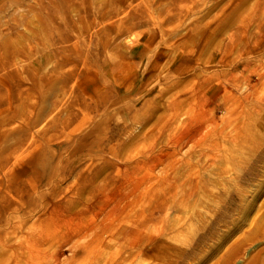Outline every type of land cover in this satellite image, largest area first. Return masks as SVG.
<instances>
[{"label": "rangeland", "instance_id": "obj_1", "mask_svg": "<svg viewBox=\"0 0 264 264\" xmlns=\"http://www.w3.org/2000/svg\"><path fill=\"white\" fill-rule=\"evenodd\" d=\"M244 24L264 30V0H0V236L46 238L44 264L56 256L57 264H90L93 254L102 264L136 229L166 227L168 246L161 237L157 251L143 243L146 254L121 264H264V161L251 178L239 175L264 154V40L245 55ZM231 74L243 83L233 85ZM242 93L249 100L239 104ZM170 98L181 107L174 132H150ZM226 125L243 138L221 139L224 155L199 172L204 188L176 197L189 154ZM182 131L189 139L159 160ZM75 154L84 157L75 162ZM83 173L90 180L71 201L67 188ZM162 201L168 216L150 210ZM57 203L79 210L83 224L121 221L123 240L91 249L89 235L54 232ZM7 254L0 247V263Z\"/></svg>", "mask_w": 264, "mask_h": 264}, {"label": "bare ground", "instance_id": "obj_2", "mask_svg": "<svg viewBox=\"0 0 264 264\" xmlns=\"http://www.w3.org/2000/svg\"><path fill=\"white\" fill-rule=\"evenodd\" d=\"M247 24H244L242 27V35L241 40L244 41L242 46V51L245 53V55L249 52H253L257 48V44L259 41L264 40V30H261L257 28L256 31L249 30V27ZM1 54V53H0ZM194 67V63L187 62V66H182L179 68V70L183 73L185 71H190ZM177 67V72L180 73ZM259 73V72H258ZM261 76L262 73H259ZM233 85H240L243 83L242 80L238 79L234 74H231V77L229 79ZM247 81V87L250 88V83ZM255 85V84H254ZM252 89V87L250 88ZM255 89H253V93L255 94ZM240 96V94L238 95ZM255 96V95H252ZM249 95L248 94H241L240 97H238L239 104H243L245 102H248ZM245 101V102H244ZM240 106V105H239ZM180 107V103L175 98H170L168 102L166 103V108H164L163 112L158 116V119L155 123L150 127V132L158 133L161 131H169L174 132L175 130V115L178 113V109ZM246 113H250V111H246ZM216 127L214 130H212L208 136L204 139V141H201L197 144L198 149L193 152V154H189L188 159L186 160L185 165H187L188 172L186 175H184L181 178H178L177 180V186L176 190H174V195L179 198H186L188 197H196L199 191V187L204 188L202 177L200 176V171L202 168H208L210 164L215 162L219 157L224 155V152L222 151L223 143L221 142V139H225L227 141H230L231 143H237L242 139V135H240V128L236 127L235 125H229L230 127ZM173 140L171 141V146L173 147L172 151H167V153H163L162 156L159 157V160H164L166 157H171L174 153L178 151L179 148H181L184 143L189 139V134H186L185 132H178L177 135L174 134L172 137ZM230 143V145H231ZM90 153V152H89ZM164 154H166L164 156ZM230 158H233V160H236L235 156L230 154ZM84 156H80V154H75L74 161L78 162L80 159H82ZM192 157L197 158V162L193 163L191 161ZM162 158V159H161ZM250 163L241 170L240 177L243 179H249L251 176L256 174V170H258V165L264 161V154L260 153L258 155L253 154V156L250 157ZM9 160V157H7ZM6 160L4 158H0V166L4 165ZM238 160V159H237ZM183 161H177L175 163L174 167L181 168V166H185ZM1 168V167H0ZM256 171V172H255ZM76 178L73 179L71 182V185L69 188H67L68 196H71L70 199L73 201L72 197H79L81 196V188L82 186L87 183L90 178L85 173L81 174L80 176H75ZM165 182V179L163 180ZM166 185V184H165ZM169 186V185H168ZM186 186V189L184 188ZM95 190L90 189V196L92 197L95 195ZM234 197V196H232ZM55 200H58L59 198H56L54 196ZM69 199V201H70ZM59 201V200H58ZM91 201H95L94 199ZM247 198H245L244 203H246ZM181 202V201H178ZM233 200L227 201V207H231V204H233ZM241 203V204H244ZM54 209L59 211L58 216L56 218H53L52 221V230L56 233H59L62 236L67 237L69 240L71 238H78V236L85 235L91 237V244L88 243L87 247L93 249L96 247V245L99 242H105V243H116L118 241H122L125 234L124 232L117 233V229L120 226V222H114V218H106L108 220H92L88 222L87 224L82 223L81 215H79V210L75 209V213L68 214L65 212L63 208L58 206V203ZM87 206V210H92L94 207L92 205ZM167 202L162 201L158 207L154 206L150 210L151 212H155L156 209L164 210L165 216L170 215V211L168 210ZM172 209H176L177 207H171ZM53 209V210H54ZM244 209V206L241 207L240 212ZM95 210V209H94ZM114 211V210H113ZM116 211V209H115ZM79 213V214H77ZM226 214V212H225ZM65 215V216H62ZM224 214L219 215L215 219H212L211 222L214 224L220 223L224 219ZM66 217V218H65ZM187 216L184 215L179 218V221H181L179 226H182L184 223H186ZM96 219V218H95ZM141 219V218H140ZM142 221V220H141ZM19 223L17 222V224ZM15 227V226H14ZM168 228H157L150 232H144L140 229H136L135 232L137 233V236L131 235L134 233L129 234V237L127 238V242H120V246L116 249L110 251L109 259H102V264H121L123 261L134 259L140 255H144L147 252L144 251L143 245L148 244L150 248H153L154 251H157L159 247L163 246V241L165 242V245L168 246L169 241L166 240V237H162V233L166 232ZM258 229H253L247 233V236L244 238V241L251 240L256 234V231ZM211 232L210 230L206 233H202L199 238L200 240H203L205 236ZM128 233V232H127ZM140 233V235H138ZM120 234V235H119ZM19 236L18 241L14 242H8L9 240H4L3 237L0 236V247L5 249L8 254L4 256L3 263L0 264H44V256L41 253L40 248L42 247V244L46 241V238L40 237L38 240L31 239L30 236H27L25 233H21ZM162 238L161 241H159V238ZM68 240V241H69ZM159 241V242H158ZM160 245V246H159ZM86 248V247H85ZM82 247L78 246L76 248L77 252L81 250ZM264 249V248H263ZM234 250V249H233ZM238 251V248L235 249V251ZM264 251V250H263ZM76 251H74L75 253ZM262 252V251H259ZM126 253V254H125ZM90 255V254H89ZM155 256V252L152 253L150 258H153ZM127 256V257H126ZM153 256V257H152ZM261 255L257 254L253 256L252 259L249 260V262H256L260 260ZM59 257L56 256L54 258V263L57 264L59 262ZM95 261H97V256L95 254L88 257V262L90 264H93Z\"/></svg>", "mask_w": 264, "mask_h": 264}]
</instances>
